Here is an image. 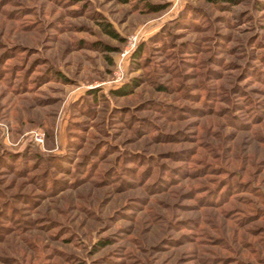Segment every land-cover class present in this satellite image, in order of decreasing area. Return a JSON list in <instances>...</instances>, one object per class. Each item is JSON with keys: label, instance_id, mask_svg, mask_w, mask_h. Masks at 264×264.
I'll list each match as a JSON object with an SVG mask.
<instances>
[{"label": "rangeland", "instance_id": "rangeland-1", "mask_svg": "<svg viewBox=\"0 0 264 264\" xmlns=\"http://www.w3.org/2000/svg\"><path fill=\"white\" fill-rule=\"evenodd\" d=\"M0 264H264V0H0Z\"/></svg>", "mask_w": 264, "mask_h": 264}, {"label": "trees", "instance_id": "trees-1", "mask_svg": "<svg viewBox=\"0 0 264 264\" xmlns=\"http://www.w3.org/2000/svg\"><path fill=\"white\" fill-rule=\"evenodd\" d=\"M123 1H128V0H123ZM208 1H211V2H214V3H224V2H227V3H238L239 1L241 0H208ZM109 32L113 33L114 35H117V33L110 27H107L106 28Z\"/></svg>", "mask_w": 264, "mask_h": 264}]
</instances>
